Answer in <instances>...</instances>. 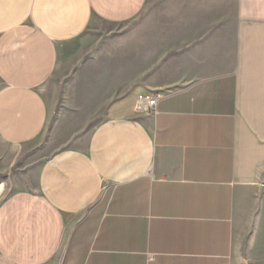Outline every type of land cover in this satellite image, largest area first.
Here are the masks:
<instances>
[{"label":"crops","instance_id":"obj_1","mask_svg":"<svg viewBox=\"0 0 264 264\" xmlns=\"http://www.w3.org/2000/svg\"><path fill=\"white\" fill-rule=\"evenodd\" d=\"M149 1L0 0V264H231L264 233V0ZM137 18V88L36 162L60 49Z\"/></svg>","mask_w":264,"mask_h":264},{"label":"rangeland","instance_id":"obj_2","mask_svg":"<svg viewBox=\"0 0 264 264\" xmlns=\"http://www.w3.org/2000/svg\"><path fill=\"white\" fill-rule=\"evenodd\" d=\"M161 1L150 0L148 8L161 6ZM142 22L137 18L119 26L90 24L80 38L60 49L46 88L52 106L49 127L31 150L36 162L60 149L79 146L102 115L98 108L107 94L113 92L118 101L137 88L140 43L148 39L140 33ZM0 179L9 185L7 176ZM230 262L264 264V233L236 230Z\"/></svg>","mask_w":264,"mask_h":264},{"label":"built area","instance_id":"obj_3","mask_svg":"<svg viewBox=\"0 0 264 264\" xmlns=\"http://www.w3.org/2000/svg\"><path fill=\"white\" fill-rule=\"evenodd\" d=\"M159 98L151 95H140L137 96L135 101V109L141 113H156V107Z\"/></svg>","mask_w":264,"mask_h":264}]
</instances>
